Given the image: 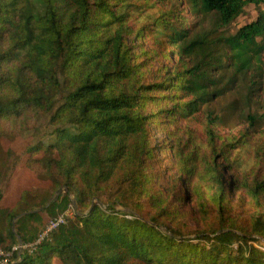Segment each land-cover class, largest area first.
I'll list each match as a JSON object with an SVG mask.
<instances>
[{
	"label": "trees",
	"instance_id": "16d2710c",
	"mask_svg": "<svg viewBox=\"0 0 264 264\" xmlns=\"http://www.w3.org/2000/svg\"><path fill=\"white\" fill-rule=\"evenodd\" d=\"M262 5L0 0V129L35 121L25 165L50 180L0 208L9 263L264 264ZM13 157L0 145V198Z\"/></svg>",
	"mask_w": 264,
	"mask_h": 264
},
{
	"label": "rangeland",
	"instance_id": "374dc122",
	"mask_svg": "<svg viewBox=\"0 0 264 264\" xmlns=\"http://www.w3.org/2000/svg\"><path fill=\"white\" fill-rule=\"evenodd\" d=\"M261 9L264 10V5L261 6ZM258 14V9L253 4H248L245 7V12L234 22V24L231 27V30L234 31L238 27L242 26L243 24H246L250 22L251 20L255 19ZM34 120L25 126H21L15 123H9L2 121V130L3 133H9L7 136L3 135L0 138V145L3 150L9 148L12 149L13 154L16 157H13V167L10 173H5L6 177L4 179L5 183L9 178L11 177V174L13 173L15 178L18 180H15L13 184L16 182L18 185H20V188L26 187L30 190L35 188H46L50 185V180L46 179H40L35 176L33 172H31L25 165V148L34 140V131L33 130H27V127H31L34 124ZM45 122V121H44ZM44 122H42V128L43 130ZM192 126L198 129V131H201L202 126L199 123H195L193 121L190 122ZM12 132H15V136ZM13 135V136H12ZM153 141L155 143L156 149L159 151L160 147H162L160 144L163 141V137L160 132H155L153 134ZM41 155V154H39ZM159 155H161V166L162 169L163 165L165 163L164 161V152L162 151ZM176 166L173 165L172 160V166L166 170L164 169L166 179L169 178V176L175 171ZM2 186H4V182L1 183ZM7 185V183H6ZM156 186H159V184H156ZM4 189V187H2ZM15 188V187H14ZM2 189V191H3ZM55 193V192H54ZM54 195V194H53ZM52 195V196H53ZM146 206L151 205L149 202V199H145ZM98 202V201H97ZM122 209V208H121ZM125 211V209H124ZM129 213V212H128ZM189 237H194V234L191 233ZM261 243H264V240H261ZM256 244V243H255Z\"/></svg>",
	"mask_w": 264,
	"mask_h": 264
},
{
	"label": "built area",
	"instance_id": "2783aa9c",
	"mask_svg": "<svg viewBox=\"0 0 264 264\" xmlns=\"http://www.w3.org/2000/svg\"><path fill=\"white\" fill-rule=\"evenodd\" d=\"M75 212V208L72 205L69 206V208L64 211L63 213L59 214L58 216L49 219L46 223V225L44 226V228L42 229V231L40 232V234L38 235V237L32 241V242H28L25 244H22L21 248L22 249H27L30 253L34 250V248L46 237H48L49 233L54 231L55 229H57L60 225L66 223L67 218H70L73 216ZM17 251L19 250V246L18 244L12 247V251ZM11 255V252H3L2 250H0V264H11L14 261H12L11 263H9V257Z\"/></svg>",
	"mask_w": 264,
	"mask_h": 264
},
{
	"label": "crops",
	"instance_id": "0c3cea01",
	"mask_svg": "<svg viewBox=\"0 0 264 264\" xmlns=\"http://www.w3.org/2000/svg\"><path fill=\"white\" fill-rule=\"evenodd\" d=\"M15 180H18V179H16L14 174L12 173L9 180L6 181L7 185L5 181H3L4 186L2 185L1 186L4 187V189H3L2 196L0 198V208L12 207L17 202L21 191L25 189H29L26 187L20 188V185H18L17 182L13 184Z\"/></svg>",
	"mask_w": 264,
	"mask_h": 264
},
{
	"label": "water",
	"instance_id": "95a60500",
	"mask_svg": "<svg viewBox=\"0 0 264 264\" xmlns=\"http://www.w3.org/2000/svg\"><path fill=\"white\" fill-rule=\"evenodd\" d=\"M64 189H66L65 186H64V187H59V188L55 191L54 195H53L52 197H50V199L48 200L47 204L51 203V201H52L53 199H55V198H56V197L62 192V190H64ZM72 203H73L74 208L76 209V201H75V199H72ZM91 209H92V206H90V207L88 208V210H87L85 213H87V212L90 211ZM37 210H42V207H41V208H37V209H35L34 211H37ZM125 211L131 213V210H130V209H125ZM85 213H84V214H85ZM24 214H26V212L21 213L20 216H22V215H24ZM16 218H17V217H15L14 219H16ZM12 229H13V231L15 232L14 225L12 226ZM15 234H16L17 239H18V246H19L18 255H20L21 252H22V248H21V246H22V240H21V238L19 237V235H18L16 232H15ZM11 264H12V263H11Z\"/></svg>",
	"mask_w": 264,
	"mask_h": 264
}]
</instances>
